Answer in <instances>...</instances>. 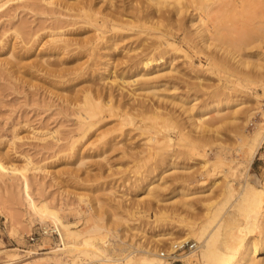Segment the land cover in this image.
<instances>
[{"label": "rangeland", "instance_id": "rangeland-1", "mask_svg": "<svg viewBox=\"0 0 264 264\" xmlns=\"http://www.w3.org/2000/svg\"><path fill=\"white\" fill-rule=\"evenodd\" d=\"M128 1L115 0L113 8L107 0H0V159L19 169L29 157L34 167L26 179L0 173V264L93 263L73 242L70 252L59 251L60 236L36 239L44 221L30 213V198L56 229L59 221L71 231L94 221L103 225L96 233H111L110 244L114 240L134 253L156 247L158 254L169 253L171 244L182 240L185 223L201 228L213 218V228L226 215L235 193L213 217L225 199L220 190L227 181L238 189L243 183L264 184V140L250 162L246 153L254 128L264 124V39L259 48L234 53L242 33L253 36L258 31L264 37V17L222 18L217 22L220 32L214 34L218 40L210 47L197 39L182 41L183 31L168 27L165 37L178 50L145 68H154L157 77L147 85L143 80L132 85H140L137 92L145 95L134 100L106 84L104 76L135 79L133 74L144 70L139 64L148 53L144 48L154 38L137 28L115 31L105 25L97 31L92 23L104 12L129 10L143 0ZM80 5L89 17L95 16L93 25L75 16ZM171 26L177 27L174 22ZM97 34L104 38L96 40ZM55 35L67 40L65 49H50ZM82 39L89 40V50L77 44ZM186 54L194 67L187 65ZM210 56L224 66L212 67ZM110 92L113 105L101 109L96 125L81 138L76 107L85 95L94 104L106 102ZM214 104L219 110L207 115L214 117L206 124L210 131L204 124L205 130L196 132L201 129L191 126L189 117ZM131 105L144 106L135 111ZM151 106L163 116L154 119ZM218 116L223 117L220 123ZM181 128L192 134L179 140ZM164 138L168 144L154 143ZM261 233L256 228L247 235L260 242ZM159 235L171 239L156 244ZM72 252L82 256L74 259ZM109 254L93 264H118ZM259 256L264 257V250Z\"/></svg>", "mask_w": 264, "mask_h": 264}, {"label": "bare ground", "instance_id": "bare-ground-1", "mask_svg": "<svg viewBox=\"0 0 264 264\" xmlns=\"http://www.w3.org/2000/svg\"><path fill=\"white\" fill-rule=\"evenodd\" d=\"M133 1L134 0H129L128 2L133 3ZM121 2H123V0H121ZM107 3L109 4V7L115 8V0H107ZM3 4H0V7ZM80 6H77L78 9H76L78 10L79 14H77L78 12L76 11L75 16L77 15L76 17L85 18V20H87L86 23L89 25L94 24L93 26L96 28L97 31L100 26L102 27L105 25L110 26L111 30L113 29L115 31L123 30L126 27L127 29L137 28L139 29V33H144L150 38L151 36L154 38L151 39L150 44L147 45L146 48H144V50H148V53L145 54L142 60L139 61V64H141L144 70H137L135 74H133V76L136 77L135 79H124L121 75L120 79L118 80V78L115 75L113 76L112 73H110L106 77L104 76V79L107 80L105 82L106 84H109V86H115L118 90L124 91V94L126 96H128L130 99L135 98L134 100H136L137 97H143L144 94L137 92V90L141 88L139 84V86L135 87L132 85H135L142 80L144 85H147L149 80L157 77L158 72L155 71L154 68H145L149 67L152 62L161 61L163 58V54L165 55L166 53H168L169 50H178V48L175 47V42L165 37L169 34L167 30L168 27L172 29L175 28L177 30H182L184 33L181 37L182 41H189L190 38L197 39L204 46L210 47L212 45V42L218 40L214 38V34L217 35V31L218 33L220 32L219 25L217 24V22L222 18L236 15H239L243 19H249L257 16L264 17V0H143L142 2H138V4L135 6L130 5L129 10L122 9L119 12H115L116 15L112 12H104V15L102 13V17L100 19H96L95 16L93 18L89 17L84 5L81 7ZM185 18H187L186 21L189 22V29L187 30L186 28H184ZM91 19H94V21L92 22L93 24L90 21ZM172 22L176 23L177 27H172ZM150 31H156V33L152 34ZM247 34L248 33H242V35L236 37L235 40H237L238 42L234 44V49H238L235 50L234 53L241 50L242 48L250 50L256 47L259 48V45L262 39H264V37L258 34V31L254 32L253 36L251 34ZM60 36L61 35L52 36L51 41L53 46L50 49L57 51L58 49H65V47L68 46L67 40L62 39ZM95 38L96 40L101 41L104 37L97 34ZM89 43V40L86 39H82L77 42V44L81 48L82 46L87 47ZM89 49L87 47V50ZM185 58H187V65L189 67H194V62L191 60V57L186 54ZM209 63L212 67L216 68L219 66H224L222 60H213L212 56L209 57ZM242 63L245 64V60ZM215 64H219V66H215ZM106 67H108V63H106ZM147 89H154V87H148ZM87 96L85 95L83 97V102L81 104L79 103L80 105L78 104V106L76 105L77 107L75 109L77 115L76 127L81 138L84 137L87 132H89L96 125L99 120V113L101 109L103 107L110 108L113 105V100L115 98L113 92H110L105 97L106 102H104L103 99L102 103L98 102L97 104H94L95 102L91 101L92 98L89 96L88 99ZM142 106L139 105L137 107V105H131V109L133 108L136 111L138 108H142ZM147 106L146 109L148 108ZM218 110V106L215 105L211 107V110H201L202 112L198 111L197 117H189L190 125L201 129H196V132L204 131L205 129H202L204 124L206 125L208 123V119L212 117L211 121L214 120V117L212 115L211 117H208L207 115L211 111ZM144 111L146 110L144 109ZM149 111L152 112L154 119L155 117L161 118L163 116L158 113L157 109L155 110V108H153L152 106L149 107ZM216 114L217 112L214 115L215 117ZM166 116V118L169 119L170 116ZM219 117L220 116L217 117L218 119L215 118L219 120V122H216L217 120H215L216 123H220L223 121V117ZM261 117L262 120H264V113H262ZM206 126L209 129V125ZM190 133L188 131L185 132L184 129L182 130L181 128L178 131L179 140H183L184 138L189 137L192 134ZM46 135L47 133L43 134L40 140H44L47 137ZM53 135L54 134L52 132L49 133L48 138L50 137L52 139L54 137ZM262 140H264V124L259 122L256 128H254L253 134L247 140L246 153L249 162L255 156L257 148L259 147ZM154 143L158 146H162L166 143L168 144L165 138L162 141L156 140L154 141ZM72 147L73 145H71V149ZM24 159L25 164L19 169L13 166H5L4 161L2 162V160L0 159V173L7 172L11 176H14V174L16 175L19 173L20 176L23 177V179H26V172L34 167L29 157H26ZM232 182L233 181H227L221 188L220 192H222V195H225V202L222 200L223 203L220 207L218 206L217 212H214L215 214H213V217H217V214L224 208V204H227L229 202L228 200H231L230 197H232L234 193L237 197L230 205V210L226 212V215L223 218H221L220 220H218V222L215 223L216 225H214L213 228H210L213 224V218L209 220L211 222H207V225L205 224L204 226H200L201 228L195 226L192 223H185L182 226L181 229L183 233L181 236V241L193 239L196 244V249L181 259L183 264H264V257L259 256V250H264V238H261L260 242H255L254 239H251L250 236L247 235L250 231L256 228L259 229V232H264V184L257 186L253 183H243L241 185V188L238 189L233 186ZM149 185H152V182H149L148 186ZM148 186L146 187L148 194H153L151 192V187L147 189ZM153 188L155 187L153 186ZM236 191L238 192L237 194ZM180 192L181 193L179 194L185 197V191ZM26 204L27 208L31 210L30 213L34 214L37 220H39L40 222L44 221V223L45 221L50 220L49 218H45L38 213V210H36L35 206L33 205L34 203L31 198L29 199V201H27ZM91 219L89 221H91ZM10 222L12 223V221ZM88 224L86 225L85 222V226H83L80 231H71V229L68 228L66 224H63L59 221L58 226H60V229L57 230L59 231L58 234L62 241L63 247L58 250L65 252L66 249H70V252L71 250H73L72 247L75 244L79 246V248L77 249H83V251H81L80 253H82L83 255H87V259H91L90 262L92 261L93 263H95V261L93 260L98 261L100 257L102 258L104 256H107L109 253H113V257H117L115 259L116 261H118V264L172 263L169 258H163L161 256L162 251H158L157 254L155 250L156 247L152 249L148 248V250H143V252L134 253V251H130L128 248H126L127 246L119 248V246L117 245L122 244L115 245L114 240H112V243L110 244L109 242L111 241V233L106 231L102 233H96V231L99 230L100 227L102 228L103 225H99L98 222L95 223L94 221ZM12 229L14 230V228ZM261 234L264 235V233ZM78 235L82 236V238H80ZM157 237L158 238L154 240L156 241V244H161L163 240H166L168 238L171 239V237H165L162 235H159ZM72 242L74 244H72ZM174 243H172L169 247L171 248L170 252ZM70 254L74 255L75 253L72 252ZM78 255L75 254L73 258H77ZM110 255L111 254H109L108 256ZM81 256L79 255V257ZM77 261L80 260H76V262ZM73 263H75V261Z\"/></svg>", "mask_w": 264, "mask_h": 264}, {"label": "built area", "instance_id": "built-area-1", "mask_svg": "<svg viewBox=\"0 0 264 264\" xmlns=\"http://www.w3.org/2000/svg\"><path fill=\"white\" fill-rule=\"evenodd\" d=\"M36 236V239L40 237V235H47L50 237H58L59 235L57 233V229L55 225L51 221H47L45 224L42 223L39 225L37 229V233L34 234ZM31 236L30 240L34 241V238ZM60 242V241H59ZM196 249L195 242L192 241H177L172 245L171 252L168 253V251H162L161 256L163 258H169V260L173 264H182L181 259L186 256L187 254L191 253Z\"/></svg>", "mask_w": 264, "mask_h": 264}]
</instances>
